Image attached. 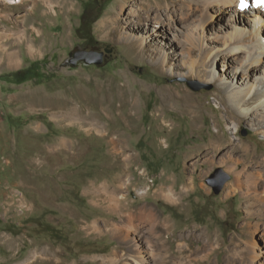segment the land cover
<instances>
[{
    "label": "rangeland",
    "instance_id": "374dc122",
    "mask_svg": "<svg viewBox=\"0 0 264 264\" xmlns=\"http://www.w3.org/2000/svg\"><path fill=\"white\" fill-rule=\"evenodd\" d=\"M89 1L95 21L80 30ZM149 5L171 16L174 36L139 18ZM228 6L0 0V264H110L118 249L116 263L128 264L137 252L124 222L144 206L162 218L155 231L137 221L154 249L147 264H264V113L227 91L247 83L236 71L245 56L230 47L259 25L264 41V11ZM110 16L129 38L106 35ZM77 48L109 51L101 66L65 65ZM35 61L49 77L8 80ZM250 69L252 83L263 70ZM73 108L85 119L64 118ZM218 168L231 177L216 194L207 179ZM103 185L117 210L92 195Z\"/></svg>",
    "mask_w": 264,
    "mask_h": 264
},
{
    "label": "bare ground",
    "instance_id": "6f19581e",
    "mask_svg": "<svg viewBox=\"0 0 264 264\" xmlns=\"http://www.w3.org/2000/svg\"><path fill=\"white\" fill-rule=\"evenodd\" d=\"M222 1L225 4H227V6L228 5L230 6V10L232 12L233 11L234 12H237V11H241V12L251 11L252 12V11H254V12L258 13L260 11H264V4L259 3V0H252V2H250V0H222ZM201 3H202V0H201ZM205 4H207V3H205ZM214 4H215V2H214ZM260 4H262V5H260ZM154 6H156V7H154ZM154 6L149 5L147 7V9H145L144 14L142 15V13H141L139 15V18L141 20H144L145 18L146 19H148V18L155 19V21H157V24L159 25V27H161L160 28L161 30H165V31L169 32V34H172L174 36L178 32V30L176 29V24L171 19V16L166 18V20L163 19L164 21H162L161 17H160L161 12H159L160 7L159 6L157 7V5H154ZM156 8H159V9H157L156 12L153 11V9L156 10ZM133 12L129 13L130 14L129 16H131V17L134 16ZM116 21L117 20L114 19V17H112V16L103 20V23L105 26V32H106L107 36L110 35V33L113 31L116 32L115 31L116 30L115 27L117 26ZM132 21H134V20H132ZM255 25H257L256 22H255ZM260 26L261 25H259L257 31L251 29V33L247 34L244 38H242L238 41H235L233 43V45L230 47L232 52L239 53V54L241 53L245 56V61H244L246 63L245 66H242V68L237 67V69L236 68L235 69H236V71H239L240 69L244 70L245 74H247V77H246L247 83L245 84V86L243 88H241L240 86H236V82L238 83V81H236L235 83H234V81H232V83L229 86L230 88L227 91L229 92L228 96H229V100L231 101V103H232V101L236 102L235 104H238L239 106H245V104L250 105V103H252L254 106L253 108H256L257 110H261V112L264 113V70L262 68L258 67V65H257V63H260L264 59V41L262 40L263 34H262V30H261ZM132 27L134 28V25H132ZM195 30H196V28H194L187 36V41L189 43H193V39L195 38V32H196ZM115 34H118V32H116ZM118 35H120V38H124V37L129 38V37L125 36L123 33L118 34ZM144 40H145V38L142 37L140 39V43H142V42L144 43ZM254 60L257 63L254 65L250 64V62L251 61L254 62ZM250 68H253L255 70H259V69L263 70L262 73L258 74L254 78V81L252 83H250L248 80L250 78L249 77L250 70H252ZM58 103L60 104V101H58L56 104H58ZM246 111H247L246 107L240 108V112L244 113ZM64 118H66V119H79V118H81L82 120L85 119L84 116L82 115V113L76 108H73V109L65 112ZM219 144L220 143H217L216 146H219ZM116 147L117 146L114 145V148H116ZM245 149L247 150L248 146H246ZM228 162L231 163V166L233 165L232 158L228 159ZM258 173L259 172L252 173L251 174L252 179L256 180L258 178V176L260 177V173L259 174ZM102 188L103 189H98L97 191L92 190L91 191L92 195H94L96 192L99 196L102 197L101 201L99 200L98 203L104 202V204H106L105 206L107 208H109L110 210L111 209L114 211L117 210L118 202L120 200L118 199V197H115L114 191H112V189H110V188H107L105 185H103ZM103 193H104V195H103ZM119 210L120 209H118V211ZM139 210H140L139 213H136V214L134 213V215L133 214L127 215L125 222H124V225L126 226V229H124L126 231L125 237L127 239H131L132 249L137 252L135 255L132 254L131 262H129L128 264H147V260L149 258H152L151 256H153V250H154L153 245L149 241L146 240V238H145L146 235L138 227L137 221L141 222L142 220L144 221L145 219H148V218L151 219L153 221V225L151 227L155 231L156 229H158L157 223L162 220V218L159 214H156L154 211H152V209L148 208L147 206H144V207L140 208ZM119 212L121 213V211H119ZM121 215H124V214H121ZM167 220H168L167 218H165V220H164L165 228L170 227V225L168 223H165V221H167ZM143 223L146 224V222H142V224ZM147 223H149V222H147ZM151 224H152V222H151ZM116 226H115V228H116L115 230L117 231V229L118 228L120 229V227L117 226L118 227L117 228ZM113 228H114V226H113ZM208 244L211 245L210 239L206 243V245H208ZM118 250H114L109 256L104 257V260H107L108 262H110V264H118V263H116L117 257H118ZM125 264H127V263H125Z\"/></svg>",
    "mask_w": 264,
    "mask_h": 264
},
{
    "label": "water",
    "instance_id": "95a60500",
    "mask_svg": "<svg viewBox=\"0 0 264 264\" xmlns=\"http://www.w3.org/2000/svg\"><path fill=\"white\" fill-rule=\"evenodd\" d=\"M108 49H81L77 48L69 53V58L67 59L65 65L69 66H80V65H97L101 66L106 61ZM188 84L194 89L199 90L202 87L209 88L210 86H205L198 81L190 80ZM247 130H243V134H247ZM230 175L224 171L223 168H218L212 176L207 179V182L213 187L216 194L220 193L230 179Z\"/></svg>",
    "mask_w": 264,
    "mask_h": 264
},
{
    "label": "trees",
    "instance_id": "16d2710c",
    "mask_svg": "<svg viewBox=\"0 0 264 264\" xmlns=\"http://www.w3.org/2000/svg\"><path fill=\"white\" fill-rule=\"evenodd\" d=\"M92 10V1H89L85 4L84 11L82 13V20L79 28L80 30L92 29V25L95 21V18H91ZM39 65L40 63L38 61H35L28 67L12 71L7 74L8 80L15 83H23L31 79L49 77L48 75H45L41 72Z\"/></svg>",
    "mask_w": 264,
    "mask_h": 264
}]
</instances>
